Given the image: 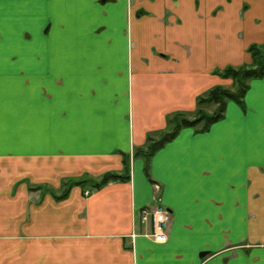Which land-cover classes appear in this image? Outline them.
<instances>
[{"label":"crops","instance_id":"obj_1","mask_svg":"<svg viewBox=\"0 0 264 264\" xmlns=\"http://www.w3.org/2000/svg\"><path fill=\"white\" fill-rule=\"evenodd\" d=\"M252 43L264 0H0V264H264V76L149 173L135 154ZM158 196L165 242L139 216Z\"/></svg>","mask_w":264,"mask_h":264},{"label":"trees","instance_id":"obj_2","mask_svg":"<svg viewBox=\"0 0 264 264\" xmlns=\"http://www.w3.org/2000/svg\"><path fill=\"white\" fill-rule=\"evenodd\" d=\"M251 54V62L239 65L228 64L222 69L216 71L222 78L232 79L234 89L228 88L224 84H219L211 88L205 96H200L198 99L197 115L194 118H189L188 114L184 112L173 113L169 120V128L160 138L151 139L148 147L139 148L136 151V156H142L146 159L149 173L150 161L155 152L160 149L167 142L172 140L183 127H195L199 131H205L216 121L225 117L226 106L230 100L240 103L245 107V95L250 86V81L255 78L264 76V45L259 43H252L248 47ZM205 105V107H203ZM216 106L213 112H209L206 106ZM200 126V127H198ZM125 172H106L101 176L100 180L87 179H66L63 183V192L56 195L58 199L65 198L69 195L71 188L74 185H85L92 182L95 188L101 187L112 180H128L130 177L129 163L125 160ZM88 181V182H87Z\"/></svg>","mask_w":264,"mask_h":264},{"label":"built area","instance_id":"obj_3","mask_svg":"<svg viewBox=\"0 0 264 264\" xmlns=\"http://www.w3.org/2000/svg\"><path fill=\"white\" fill-rule=\"evenodd\" d=\"M154 201L153 205L140 209V220L151 225L150 237L155 241L165 242L169 237L168 228L171 223V211L163 205L161 196L156 197Z\"/></svg>","mask_w":264,"mask_h":264},{"label":"rangeland","instance_id":"obj_4","mask_svg":"<svg viewBox=\"0 0 264 264\" xmlns=\"http://www.w3.org/2000/svg\"><path fill=\"white\" fill-rule=\"evenodd\" d=\"M259 44L264 45V44H262V43H259ZM225 79H226V78H225ZM232 83H233L232 79H229L228 83H227V84H224V85H226L228 88L234 89V85H233ZM203 107H205V105H204ZM206 107H207L206 109H207L209 112H213V111L215 110V108H216V106H214V105H209V106H206ZM197 110H198V108H197L196 111H194L193 113H190L191 116H189V118H194V117L197 115ZM198 127H200V126H198ZM77 178H80V179H87V180H93V179H96V178H91V177H89V176H87V175H85V176H79V177H74V178H69V179H70V181H73L74 179H77ZM65 181H66V180H64V182H65ZM87 182H88V181H87Z\"/></svg>","mask_w":264,"mask_h":264}]
</instances>
